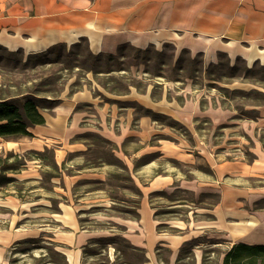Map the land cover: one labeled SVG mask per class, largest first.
Returning <instances> with one entry per match:
<instances>
[{"label":"rangeland","instance_id":"rangeland-1","mask_svg":"<svg viewBox=\"0 0 264 264\" xmlns=\"http://www.w3.org/2000/svg\"><path fill=\"white\" fill-rule=\"evenodd\" d=\"M76 44L42 57L0 50V99L29 93L58 104L89 90L99 100L73 138L88 151L66 161L87 173L66 178V190L51 181L59 171L50 153L5 142L32 139H0V228L17 216L18 228L36 235L8 264H69L55 237L68 213L90 237L82 264H156L126 227L144 200L162 237L159 264H219L235 242L264 243V62L220 55L207 65L173 46L95 54L87 41Z\"/></svg>","mask_w":264,"mask_h":264},{"label":"crops","instance_id":"crops-1","mask_svg":"<svg viewBox=\"0 0 264 264\" xmlns=\"http://www.w3.org/2000/svg\"><path fill=\"white\" fill-rule=\"evenodd\" d=\"M82 41H87L95 54H115L124 45L139 49L173 46L177 52L202 56L207 65L216 63L220 55L248 61L264 52V0H0V48L33 54ZM97 102L89 90L67 95L53 109L40 111L45 123L31 127L33 137L24 138L32 141L5 142L16 152L50 153L54 162L49 168L59 171L50 173L51 181L55 185L64 182L66 190V178L87 173L85 166L73 170L74 165L66 161L70 154L84 158L88 151L87 145L73 138L86 132L85 124L94 116L90 108H98ZM25 178L35 177L30 171ZM150 190L158 188L152 184ZM18 220L17 216L11 218L8 228H0V264H8V254L17 243L35 239L30 231L18 228ZM60 222L66 230L55 237L65 247L63 254L69 264H82V247L89 235L69 213ZM126 227L132 244L147 250L148 259L159 264L155 249L162 237L148 202L140 204Z\"/></svg>","mask_w":264,"mask_h":264},{"label":"trees","instance_id":"trees-1","mask_svg":"<svg viewBox=\"0 0 264 264\" xmlns=\"http://www.w3.org/2000/svg\"><path fill=\"white\" fill-rule=\"evenodd\" d=\"M60 46L62 45L54 46L45 52L39 53L41 55L36 54L35 56L42 57ZM123 47H128V45ZM0 50L5 49L0 48ZM43 100L46 99H42L37 94L29 93H21L0 99V137L6 140L33 137L30 128L45 123L40 109L52 108L58 102L57 99H52L48 102V105H45L46 101ZM27 242L32 241L27 240L17 243L10 252L14 251L17 246ZM12 263L13 261H11ZM222 264H264V244H235L224 253Z\"/></svg>","mask_w":264,"mask_h":264},{"label":"bare ground","instance_id":"bare-ground-1","mask_svg":"<svg viewBox=\"0 0 264 264\" xmlns=\"http://www.w3.org/2000/svg\"><path fill=\"white\" fill-rule=\"evenodd\" d=\"M14 49V46H11ZM258 60H262L264 62V52H260L259 54L255 55V56H251L248 59V62L250 65H252L253 63H255ZM251 226H256V222H251L250 223Z\"/></svg>","mask_w":264,"mask_h":264}]
</instances>
